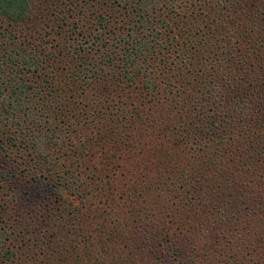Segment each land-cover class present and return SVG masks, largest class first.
I'll return each mask as SVG.
<instances>
[{
  "label": "trees",
  "instance_id": "trees-1",
  "mask_svg": "<svg viewBox=\"0 0 264 264\" xmlns=\"http://www.w3.org/2000/svg\"><path fill=\"white\" fill-rule=\"evenodd\" d=\"M37 2L38 0H0V224L10 222V216L5 217L9 210L11 212L15 208L13 205L9 206L12 197L5 190H10L6 184L10 182L9 178L18 172L31 177L38 172L42 176L47 174L56 180L57 191L60 193L69 191L82 195L88 191L81 168L88 160L91 163L96 161V154L91 152V147L97 146L98 140H85L80 148L75 146L69 152L67 148L73 137H76L74 135L83 131L79 127H84L92 121V115H98V119H102L104 110L108 107L105 103L108 104L109 101V98H105L106 101L102 104L101 99L99 103L83 104L79 100L76 102L75 97L80 98V92L87 94V90L93 89H97L100 94L108 90L109 96H114L117 92L115 80L109 81L108 77L103 76L106 74L104 65L115 61L111 56L113 51H107L110 45L102 43L103 38L108 36L106 41L113 39L120 46L127 48L117 60L120 65L119 73L112 75V79L123 84V90L136 86L138 81L143 83L149 93L162 92L169 95L164 101L160 100V104L163 105L161 108L168 106L163 117L164 121L173 125L175 134L184 133L185 130L195 134L204 133L210 136L209 143L215 144L207 159L210 163H206L205 168H200L204 171L203 174L208 172L205 171L207 166H210L215 174L220 172L218 170L221 167L226 168L220 174H225L221 179L220 188L228 189L229 193L219 192L214 182L210 181V175L203 178V181L187 180L186 183H190L186 184L188 189H180L186 196L196 197H190L189 200V207L196 208L191 218L198 222L205 220L204 215L207 214L202 211L208 208L219 214V218L214 220V225L221 226L223 223L227 225L231 215L237 211L241 217L235 221L236 224L239 222L250 236L253 232L251 237L260 241L258 250H254L258 259L255 264H264V76H261L264 56L260 57L257 50L262 40L264 45V25L258 26L257 22L262 20L261 16L264 14V0H87L86 2L92 3L90 8H94L90 14L91 18L73 20V30L80 31L77 34L80 37L82 30H88V25H91L90 20H97L95 28H90L89 33H84V38L90 34L89 42L92 47L89 50L93 51L96 47L98 50L104 49L99 56L101 60L95 56L88 57L90 52L85 54L78 51L83 54H77L75 58L79 61L77 68L73 67L72 72L67 67L58 68L61 69L60 74L46 72L47 65L50 67L55 63L52 61L55 58L44 53L45 46H36L35 24L30 23V17ZM69 2L77 6V1ZM54 4L52 0H48L44 12L47 13ZM169 20H182V24H171ZM154 21L155 27H160L169 37L170 33H175L169 40L170 44H167L169 50L177 51L178 57L180 51H185V54L188 50L191 52L189 56H184L189 60V64L185 65V71L180 77L168 76L173 64L169 54H165L163 60L160 59L161 63L157 64L158 75L164 80L167 78L166 84H163V79L158 83L154 71L147 72V68L156 60L155 55L158 52L155 46L152 47L143 40L144 31L148 30ZM186 59L184 60L187 61ZM174 78L177 83L172 81ZM119 103L123 105L122 101ZM122 105L118 107L121 111ZM238 113L248 117L245 118L246 125L241 128L242 138L246 136L247 139L236 140L234 136L226 139L222 138L228 136L224 131L220 135L215 133L219 128L217 119L233 117ZM79 116L82 120L78 124V120L74 119ZM61 117L62 120L67 118L69 122H61ZM60 123L65 124L62 130L65 143L63 142L62 148L56 151L53 149V141L61 139L60 135H56L61 130ZM100 128L105 130L102 125ZM200 138L203 139L204 136ZM195 142L198 143L196 140L191 145H195ZM54 145L59 144L56 142ZM18 151L23 153L24 163L18 162ZM216 152L223 154V161L215 160L219 156ZM61 153H64L68 160L61 158ZM155 157L159 164L166 162V165L145 167L144 186L152 184L154 187L149 192L161 189L169 180L175 186L173 180L176 181L182 173L190 169L182 167V160L178 164L181 166H177L176 156L173 154L162 156L161 152H157ZM235 164L238 167V175L243 177L242 182L233 176L231 171ZM37 166L39 168H35ZM215 174L214 178L217 179ZM245 177H250L251 180H245ZM60 180L62 182H59ZM193 181L198 184L193 186ZM238 203L244 205L243 209H238ZM202 204V208H199ZM1 207L6 208L2 211ZM176 209L182 208H170L169 215L171 212L175 213ZM209 221L206 222L211 223ZM13 222L17 224H11L14 227L12 231L0 228V263L31 264L23 260L22 256L36 245L31 244L32 239L28 236L29 233L33 234V231H26L28 226H25V221L20 215H15ZM242 222L248 223V228ZM213 232L217 234L210 238L211 247L215 244L231 248L230 251L234 253L237 250L245 251L241 250L242 247L234 250L227 245L230 241L225 238L222 228L219 233ZM228 232L230 230L224 233ZM121 233L118 227L113 230L115 242L119 241ZM148 233L150 246L159 243L164 249L171 247L169 251L163 252L157 249L156 254L151 255L153 264H162L166 257L174 258L171 253L168 256L170 251L177 253L182 250L188 255L189 246L185 240L169 234L163 228L160 229L157 224L151 227ZM47 241L50 247L49 240ZM240 241L246 242L242 239ZM76 248L77 252L80 251L79 247ZM84 252L89 253V248ZM236 255L234 259L229 258L225 264H244L242 260L248 253L245 256ZM183 264L202 262L191 258Z\"/></svg>",
  "mask_w": 264,
  "mask_h": 264
},
{
  "label": "rangeland",
  "instance_id": "rangeland-1",
  "mask_svg": "<svg viewBox=\"0 0 264 264\" xmlns=\"http://www.w3.org/2000/svg\"><path fill=\"white\" fill-rule=\"evenodd\" d=\"M75 1H77V6L71 5L69 0H52L55 3L54 7L46 13L44 10L48 0H38L31 14L30 23L34 22L36 30V46H42V48L45 46L44 53H48L55 58L52 60L55 63H52L50 67L47 65L46 72L48 74H60L61 69L58 70V68L67 67L70 71L74 70L73 67L77 68L78 60L75 58L83 54L78 53V51L85 54L90 52L91 55H88V57L95 56V58L101 60L99 56H101L104 49L98 50L96 47L93 51L89 50L92 47V43L89 42L90 34H87L84 38V33H89L90 28H95L97 20H90L91 25H88V30H82L83 34L80 37L77 35L80 31L73 30V20L91 18L90 14L94 11V8H90L92 3L86 2L87 0ZM74 3L76 4V2ZM83 16L84 18H82ZM261 19L257 20L258 26L260 24L264 25V14H262ZM116 21L119 22L120 20ZM176 22L182 24V20L170 21L171 24L175 25ZM186 22H189V20H186ZM154 24L155 21L148 30L144 31L143 40L152 47L155 46L158 52L155 55L156 60L152 63V66L147 68V72L154 71L159 80L158 83L163 79V84H166L167 78L164 80L162 76L158 75L157 64L160 59L163 60L164 55L169 54L168 57H171L170 61L174 65L172 64L168 76L176 75L180 77L185 71V65L189 64V60L184 56H189L191 52L188 50L185 54V51H180L178 57L177 51H174V49L169 50V45H167L170 44L169 40L174 37L175 33H170L169 37L168 33L161 31L160 27H155ZM28 27L31 26L28 25ZM191 30L193 31V29ZM107 38H103L102 43L110 45L107 51H113L111 56L115 58V61L112 64L107 63L104 65L103 68L106 74L104 73L103 76L104 78L108 77L109 81L115 80L114 86L117 92L114 93V96H109L108 90L100 94L97 89H93L87 90V94H84L83 91L80 92L82 94L80 98L75 97L76 102L79 100L83 104L99 103L100 99L102 104L109 98L108 104L105 103L108 110H104L101 120L98 119V115H92L90 117L92 121L89 124L79 127L83 131L74 135L76 137H73L72 143H69L67 148L69 152L75 146L80 148L85 140H98L97 146L91 147V152L96 154V161L91 163L88 160L81 168L83 180H86L84 182H87L88 185V191L82 195L72 194L69 191L60 193V191H57L56 180L47 174L42 176L39 172L34 174L33 171L32 175H34L31 177L18 172L15 176L10 177V182L6 184L8 188L10 187V190H5L12 197L9 206H15L16 211L14 212V209H12L11 212L10 210L9 213L6 212L7 216L5 218L10 216V222L0 224V228L12 231L15 215L22 216L25 226H28L26 231H33V234H28L32 239L31 244H36L33 247L29 243L32 250L30 252L26 251L22 256L23 260L31 264H153L151 255L156 254L157 249H161V252H163L164 250L169 251L168 249L171 248L164 249L159 243L150 246V234L148 232L156 224L160 229L163 228L164 231H168L169 234L171 233L185 240L187 246H189L188 255L183 253L182 250L177 253L170 251L168 256L171 253L174 258L166 257L162 264H183L190 261L191 258L197 259L202 264H225L229 258L234 259L237 256L236 254L245 256L247 253L248 256L242 260L244 264H255L258 259L254 250H258L260 241L251 237L253 232L250 236L239 222L236 224L235 221L240 216L237 211H234V215H231L227 225L223 223L221 226H216L214 220L219 218V214L207 208L202 211L206 212L207 215H204L206 219L198 222L191 218L196 210L195 206L189 207L190 197H196L193 195L186 196L185 192L180 191L182 187L188 189L186 184L190 185V183H186L187 180L200 179V181H203V178L210 175L212 177L210 181L214 182L215 188L219 192L229 193L228 189L223 190V187L220 188L221 179L225 176V174L223 176L220 174L223 170H226L225 167L223 169L221 167L222 170H218L220 172L216 174L210 166H207L205 171L208 172L205 174L200 169L203 166L205 168L206 163L207 165L210 163L207 159L215 145L209 143L211 141L208 140L210 136L208 137L204 133H191L188 130H185L184 133L175 134L173 125L164 121L163 114L168 106L161 108L163 105L160 104V100L164 101V99L170 97L169 95H164L162 92L149 93L144 88L143 83L140 84L138 81L136 86L123 90V84L118 83L116 79H112V75L116 76L119 73L118 68L120 69V65L117 60L127 48L120 46L111 38V40L106 41ZM262 43L263 40L259 42L257 48L260 57L264 56V45ZM179 67L184 70L178 69ZM261 76H264V65ZM172 81L176 82V79L174 78ZM119 101H122L123 105ZM120 105H122V111L118 109ZM227 108L230 109V107ZM166 116H168V112ZM245 118L248 117L239 113L233 117H220L223 123L217 119L216 124L219 125V128L215 130V133L220 135L224 131L228 136L222 138L226 139L229 136H234L236 140L247 139L246 136L242 138L241 133L243 132L241 128L246 125L244 123L247 121ZM62 119L61 117V122L65 121V124L69 122L67 118ZM74 120H78L79 124L82 118L79 116ZM65 124L60 123L59 129L61 130L56 133V135H60L61 139H54L53 141L59 144L57 146L53 143V149L56 151L62 148L63 142L65 143V134L62 131ZM100 125L104 126L105 130H102ZM202 136H204L203 139L200 138ZM214 137L216 135L212 137V140L215 139ZM196 140L198 143L195 142L196 144L192 146L191 144ZM195 147H197V151L194 149ZM157 152H161L162 156L175 155L177 166H181L178 164L182 160V164H184L182 167L184 169L189 167L190 169L186 173L179 170L182 175L176 181L173 180L175 186L169 180L167 184L162 185L161 189L154 190L152 193L149 192L151 188H154L152 184L144 186L146 181L144 177L145 167L155 168L166 165V162L158 163L155 157ZM22 154L18 151L16 155L19 163H24ZM63 154L61 153V158L65 156ZM215 154H219L215 159L217 162L224 160L222 153L216 152ZM64 158L68 160L67 157ZM236 165L231 171L233 176L235 175L242 182V176L238 175ZM35 168H39V166ZM214 174L217 175V179L214 178ZM186 175L188 176L186 177ZM245 180L250 181L251 178L245 177ZM59 182H62V180ZM197 184L195 181L192 182L193 186ZM7 205L6 207H8ZM177 206L182 209H176L175 213L171 212V215H169L170 208H176ZM202 206L203 204L199 205V208H202ZM237 206L239 208L235 207V209H243L244 205L238 203ZM6 207H1L2 211ZM208 220L212 225L206 222ZM242 224L247 226L248 223L242 222ZM116 227L122 231L118 242H115L113 234ZM221 228L224 232L230 230L228 233L223 232L225 238L230 241L227 245L234 250L242 247L241 250L245 251L237 250L239 253L236 251L234 253L230 251L231 248L215 244L211 247L210 238L212 235L217 234L213 231L219 233ZM238 229L240 230L238 231ZM241 239L246 242L242 243ZM47 240H49L50 247H48ZM41 241L44 243H41ZM76 247H79L80 251L77 252ZM42 248H45V250H42ZM88 248L89 253L84 252Z\"/></svg>",
  "mask_w": 264,
  "mask_h": 264
}]
</instances>
